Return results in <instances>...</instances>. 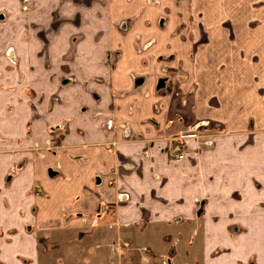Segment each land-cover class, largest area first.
Masks as SVG:
<instances>
[{"label":"crops","instance_id":"0c3cea01","mask_svg":"<svg viewBox=\"0 0 264 264\" xmlns=\"http://www.w3.org/2000/svg\"><path fill=\"white\" fill-rule=\"evenodd\" d=\"M0 18V264H264V0Z\"/></svg>","mask_w":264,"mask_h":264},{"label":"built area","instance_id":"2783aa9c","mask_svg":"<svg viewBox=\"0 0 264 264\" xmlns=\"http://www.w3.org/2000/svg\"><path fill=\"white\" fill-rule=\"evenodd\" d=\"M169 145H170L168 149L169 153L172 159L176 162H182L189 153L187 144L179 138L170 139ZM125 246H128V244H125ZM116 249H117L116 246L112 247L113 251H116ZM164 263L167 264V260H165Z\"/></svg>","mask_w":264,"mask_h":264},{"label":"rangeland","instance_id":"374dc122","mask_svg":"<svg viewBox=\"0 0 264 264\" xmlns=\"http://www.w3.org/2000/svg\"><path fill=\"white\" fill-rule=\"evenodd\" d=\"M183 1V3H184V0H182ZM1 18H0V22H1ZM8 55V54H7ZM1 89H3V87L0 85V91H1ZM0 109H1V105H0ZM9 110V112L12 114V112H13V106H11V107H9L8 108ZM0 115H1V110H0ZM51 145V144H50ZM48 147V146H47ZM35 150L37 151V152H42L41 150L43 149L42 147H40V146H38V145H35ZM51 148L52 149H50V150H57V149H59V146H55V145H51ZM15 170H16V168H15Z\"/></svg>","mask_w":264,"mask_h":264},{"label":"water","instance_id":"95a60500","mask_svg":"<svg viewBox=\"0 0 264 264\" xmlns=\"http://www.w3.org/2000/svg\"><path fill=\"white\" fill-rule=\"evenodd\" d=\"M53 175H55V173H52Z\"/></svg>","mask_w":264,"mask_h":264}]
</instances>
